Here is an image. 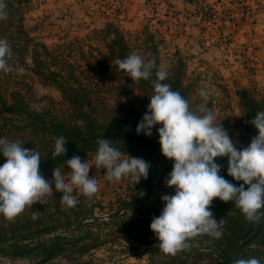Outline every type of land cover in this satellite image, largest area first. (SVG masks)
Returning a JSON list of instances; mask_svg holds the SVG:
<instances>
[{
    "label": "trees",
    "instance_id": "obj_1",
    "mask_svg": "<svg viewBox=\"0 0 264 264\" xmlns=\"http://www.w3.org/2000/svg\"><path fill=\"white\" fill-rule=\"evenodd\" d=\"M29 1L4 0L7 19H0V39L7 40L11 46L12 56L8 63L13 67H22L24 71H0V138L21 141L23 147L38 151L42 158L40 170L46 179L51 170L73 156L88 150L96 151L98 139L107 138L121 152L143 158L150 164L147 179L142 178L137 183L138 191L142 193L137 191L131 200H122L120 208L111 212L108 218L124 215L128 207L138 209L144 198L155 194L161 166L168 169L172 167L173 161L161 153L157 132L161 125L153 126L151 135L136 131L137 124L147 111L146 104L141 109L137 104L141 105L146 99L149 103L153 95L151 79L132 81L115 61L137 53L146 60H154L159 67L161 40L155 38L148 26L130 38L119 24L107 21L103 27L91 31L94 37L103 42L104 50H97L94 55L86 54L79 48L80 55H85L86 66L83 67L77 60L64 57L63 51L69 45L51 48L30 35L24 25L25 4ZM175 66L180 69L168 68V76L163 83L171 85L174 91L188 100L191 107L190 85H185L182 77L181 68H184V64L177 58ZM90 75L100 80L85 81L84 78ZM31 76L38 78L43 85L54 86L60 92V101L47 100L38 104L46 96L34 95L29 79ZM152 79H155V69ZM101 81L108 85L107 91L116 98L110 106L101 105L97 96L104 89ZM241 99L246 126L252 138L257 135V130L249 121L257 112L264 111V98L258 100L242 95ZM60 136L67 142V151L64 156L54 157L55 140ZM5 159L0 155V165ZM227 159V156L216 158V162L222 165L220 175L239 186L243 182L235 181L227 174ZM244 187L246 189L248 185ZM73 195L78 200L74 207L63 205L60 198L56 205L43 199L42 204H33L32 208H26L14 220L9 221L0 215V255L28 258L35 260L34 264H39L61 254L88 251L101 243L102 240L98 239L109 233L110 222L94 215L93 208L97 204L91 199ZM211 211L218 212L225 221L221 229L222 236L219 239L205 236L206 244L200 241L199 245H207L220 264H234L237 259L251 257L258 258L264 264V208L259 210L258 223H249L234 203H226L219 198L213 199ZM33 213L38 218L33 219ZM112 223L115 227L113 232H120L123 237L131 230L139 231L137 226H131L128 222ZM137 237H134L137 244L135 249L141 245ZM161 261L159 259L155 264ZM168 261L170 264L197 263H185L184 259L175 256ZM162 263L168 262L165 260Z\"/></svg>",
    "mask_w": 264,
    "mask_h": 264
},
{
    "label": "rangeland",
    "instance_id": "obj_2",
    "mask_svg": "<svg viewBox=\"0 0 264 264\" xmlns=\"http://www.w3.org/2000/svg\"><path fill=\"white\" fill-rule=\"evenodd\" d=\"M107 21L119 24L130 38L148 26L155 38L161 40L159 67L179 70L180 67L175 66L177 58L184 64L182 77L183 83L190 85L191 109L197 111L199 105L206 103L215 113L217 122L221 120L238 150L250 143L241 96L264 98V0H197L195 3L184 0H30L25 4L24 25L30 35L51 48L69 45L63 51L64 57L77 60L83 67L86 66L85 55H80L79 48L94 55L97 50H104L103 42L91 31L103 27ZM29 79L34 95L46 96L38 104L47 100L60 101V92L54 86L43 85L34 76ZM84 80L96 82L100 79L90 75ZM100 83L104 89L97 96L101 105L110 106L116 98L107 91L104 81ZM201 88L210 90L207 99L199 96ZM144 104H149L147 99L137 105L141 109ZM95 154L96 151L88 150L78 156L82 161L93 163ZM58 167L66 174L70 171L65 162ZM171 169L161 166L155 194L144 198L138 209L128 207L124 215L108 218L120 208L122 200H131L139 187L130 178L109 181L103 169L93 166L89 175L96 176L99 181V191L90 198L97 204L93 212L97 218L110 222L109 233L99 237L98 241L102 242L88 251L61 254L39 264H155L159 259L162 260L159 264L165 260L170 264L168 260L174 256L184 259L185 263L220 264L207 245H199L200 241L206 244V235L190 241L189 249L174 256L159 249L149 225L163 208L161 196L174 194V188L166 185ZM52 172L48 180L52 179ZM73 194L81 195L78 190ZM61 196L53 186V195L43 199L56 205ZM213 215L221 219L218 212ZM112 222H128L139 231L131 230L123 237L120 232H113ZM136 235L141 243L138 249H135ZM34 263L35 260L28 258L0 255V264Z\"/></svg>",
    "mask_w": 264,
    "mask_h": 264
},
{
    "label": "clouds",
    "instance_id": "obj_3",
    "mask_svg": "<svg viewBox=\"0 0 264 264\" xmlns=\"http://www.w3.org/2000/svg\"><path fill=\"white\" fill-rule=\"evenodd\" d=\"M6 8L4 0H0V19H7ZM11 56L8 41L0 39V71L22 73V67L8 63ZM115 64L132 81L151 79L153 95L136 131L151 135L153 126L161 125L157 129L160 150L165 158L173 161L166 185L174 188V194L161 196L163 208L149 225L159 249L174 256L189 249L190 241L198 236L219 239L225 221L217 220L211 211L214 198L234 203L249 223H258L259 210L264 208V111L257 112L249 121L257 135L238 150L206 103L193 111L185 97L163 83L168 76L164 66L157 67L154 60H146L137 53L117 59ZM154 69L155 79H152ZM210 95L206 88L199 90L201 98L207 99ZM66 144L63 136L57 137L53 156H64ZM97 144L93 163L73 156L65 161L70 170L67 174L56 167L52 179L48 180L40 170L42 158L38 151L23 147L21 141L0 138V155L6 158L0 165V215L14 220L26 208L42 204L45 196H52L53 186L62 193L60 201L67 207L77 204V197L73 195L77 190L89 199L94 197L99 191V181L89 175L93 166L103 169L105 178L113 182L130 178L135 184L142 178L147 179L149 162L124 155L107 138L98 139ZM224 156L228 157L227 174L235 181H242L239 186L220 175L222 165L216 158ZM245 185H248L246 189ZM36 218L33 213V219ZM234 264H261V261L256 257L241 258Z\"/></svg>",
    "mask_w": 264,
    "mask_h": 264
},
{
    "label": "crops",
    "instance_id": "obj_4",
    "mask_svg": "<svg viewBox=\"0 0 264 264\" xmlns=\"http://www.w3.org/2000/svg\"><path fill=\"white\" fill-rule=\"evenodd\" d=\"M185 1V0H184ZM197 0H193V2H187L185 1L186 3H195ZM207 2H210V1H213V0H206ZM257 24V23H256ZM264 27V25H262Z\"/></svg>",
    "mask_w": 264,
    "mask_h": 264
}]
</instances>
